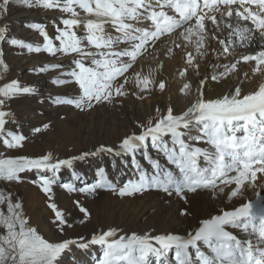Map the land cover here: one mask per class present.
<instances>
[{"label": "snow or ice", "instance_id": "snow-or-ice-1", "mask_svg": "<svg viewBox=\"0 0 264 264\" xmlns=\"http://www.w3.org/2000/svg\"><path fill=\"white\" fill-rule=\"evenodd\" d=\"M23 2L32 6L30 0ZM9 3L10 0H0V18L8 12ZM36 3L70 14V18L61 20L64 27L56 29L58 35L55 40L59 41V45L40 24L30 27L38 30L43 37L42 47H34L15 38L9 42L13 46L27 48L29 52L73 55L75 67L62 73L71 79H58L55 83H74L78 86L79 95L64 99L58 97L56 102L67 103L80 111L127 96V85L130 83H134L139 93L148 91L150 84L155 85L150 78L151 72L142 74L134 71V67L138 58L149 54V49L155 50L164 36L176 33L177 40L173 41L175 48H186L187 44L194 43L197 53L204 55L200 50L205 46L206 20L211 21L217 31L221 22L231 29L227 42L213 34L212 38L223 46V53H229L235 43L233 37L241 46L252 44L254 30L247 22L255 26L264 41V0H36ZM77 9L84 13L83 17ZM232 19L236 20L235 24L230 22ZM105 25H111L119 35L109 33ZM81 27L85 33L82 36L75 30ZM6 32L7 27L0 26V41L6 39ZM193 37L196 39L193 40ZM240 59L245 63L254 61V71L264 73V45L254 54L243 55ZM195 61L193 53L186 52V64L198 69L199 64ZM236 66L235 63L230 67L223 65L228 71H234ZM7 68L0 53V79ZM187 71L185 68L180 76L183 77ZM211 79L217 80V76L213 75ZM204 85L205 80H201L197 99L184 112L175 114L169 106L166 113L155 120L138 123L141 131L126 135L118 146L101 144L94 151L66 159H56L52 153L39 157L0 158V180L18 182L21 173L36 170L41 174L33 183L38 184L51 199L57 175L62 168H71L74 161L98 154L127 155L134 160L138 151L146 153L150 142L153 149L163 154L167 164L174 166V170L162 168L159 160L146 154L154 171L151 174L140 171L137 180H130L118 189L103 174V169L99 170L100 178L93 184L77 188L66 183L63 188L70 193L88 194L106 188L118 191L121 197L155 189L167 195L175 194L186 201L188 193L201 189L223 193L225 187L234 184L229 199L241 196L246 182L250 181V186H254L257 173L264 174V82L248 94L236 87L228 95L216 99L204 97ZM165 87L163 80L158 82L161 91ZM186 90H190L189 83L180 89L181 93L188 94ZM34 92L35 88L22 86L18 80L0 86V144L4 148L22 149L26 139L22 134L6 130L8 119L12 116L4 110L6 101ZM131 94L144 98L135 91ZM40 130L34 129L35 132ZM193 131L198 134L192 135ZM201 142L209 147L197 146ZM76 203L84 217L89 218L88 210L79 201ZM49 207L61 231L62 226L71 227L55 203H50ZM180 214L188 213L185 209ZM229 227L243 231L249 238H238L228 230ZM0 230V264H62V255L73 245L84 250L92 245L101 246L102 255L96 264H151L150 257L156 258V264H168L170 252L173 253L174 264H264V198H259L255 204L244 203L233 210L222 209L219 214L201 221L199 227L186 236L132 233L115 238L116 229L110 228L93 234L86 241L80 237L78 242L77 239L49 241L29 224L22 204L14 202L10 193L0 191ZM253 236L255 242L251 239Z\"/></svg>", "mask_w": 264, "mask_h": 264}, {"label": "rangeland", "instance_id": "rangeland-1", "mask_svg": "<svg viewBox=\"0 0 264 264\" xmlns=\"http://www.w3.org/2000/svg\"><path fill=\"white\" fill-rule=\"evenodd\" d=\"M30 3L32 6L25 4L23 0H10L8 5L9 22L5 20V15L0 18V26H5L6 23L8 27L6 39L0 41V45L3 43L4 50L2 58L8 66L7 72L2 74L3 78L0 79V86L11 80H18L22 86L35 88L34 93L19 95L7 100L4 105V110L12 114L11 118L8 119V123L13 125V127H8L7 123L6 130L22 134L26 138L22 149H7L10 150L9 157H39L52 153L56 159H66L78 156L82 152L94 151L101 144L118 146L126 135L139 133L141 129L138 127V123H146V118L137 113L126 116L123 110L128 104L124 101V97H117L111 103H103L85 111H80L67 103L56 102L58 97L64 99L79 95L78 86L74 83L64 85L55 83L58 79H71L62 75V73L69 72L75 67L73 63L74 56H66L61 53L53 56L44 51L39 53L29 52L27 48L13 46L9 41L15 38L27 44H32L34 47H42L43 37L38 30L30 27L32 24H40L58 46L59 41L55 40V36L58 35L56 29L57 27H64L61 20L70 18V14L62 13L58 9L44 8L38 5L36 0H30ZM77 11L80 12L81 17L84 16L81 10L77 9ZM75 30L78 35L85 34L82 27ZM56 64L62 65V67H51ZM41 68L45 70L40 71ZM127 88L130 94V86L127 85ZM198 90L199 88H194L193 91H188V94H184L182 97L184 99L192 97L196 100ZM129 94L125 96L128 101ZM162 104V101H160L153 107L152 118L156 119L166 113L169 106L173 108L176 114L173 105ZM157 109H159V112ZM44 125H48V127L45 128ZM36 128H40V132H35L34 129ZM5 149L0 144V158H3L2 150ZM146 154L159 160L162 168L174 170L173 165L167 166L163 163V154L153 149L149 142L146 153L143 150L138 151L134 160L127 155L98 154L74 161L71 168L64 167L57 175V183L53 185V192L50 194L51 199L41 191L38 184L33 183L41 174L36 170L22 176V182H25L23 188L16 184L20 183L19 181L4 184L7 182L0 180V191L5 194L10 193L14 202L19 201L22 204L23 214L28 219L29 224L37 228L39 233L49 241L69 240L71 233L72 239L78 240L80 238L78 236L82 233H80V229L74 228L73 230L72 228L76 223L80 224L82 220L84 222L80 226L94 221L98 226L103 227V231L110 228L116 229L115 238H119L121 235H131L132 233L138 235L149 234L151 236L169 233L180 235L166 218L163 217L159 220L150 210L159 199L167 205L173 201L174 195H167L162 190L153 189L123 197L118 194V191L113 192L106 188L97 189L95 193L91 194L65 191V194L61 197H57V194L54 193L56 188H63L66 183H71L79 188L97 182L100 178V169L104 170L103 174L118 189L126 182L139 178L144 162L148 164L147 173L151 174L154 171H152L150 160L146 158ZM126 165L128 167L135 166L137 171L135 177L125 175ZM119 171H121L120 177L114 181L113 173ZM49 175L51 174L49 173ZM257 177L254 186H250V181L246 182L242 190L243 195L229 200V194H227L226 204L222 207L219 206V198L227 192L229 187L234 188V184L225 187L223 193L218 190L214 192L212 189H206L204 190L206 192L204 196L187 197L186 201L180 199L179 213L185 209L188 213L187 215L180 214V218L187 221V223L185 221L182 223L185 230L187 228L188 233L193 232L189 230L192 228V223H200L204 218L209 217L210 212L220 213L222 209L233 210L239 207L240 203L236 202V198H240L241 202L246 203L245 199H248L247 197L251 195L250 192L260 184H264V174L257 173ZM77 201L88 210L90 213L89 218L86 219L84 214L79 211ZM50 203H55L57 208L63 211L71 227L62 226L63 231H61V227H58L57 222H54V213L49 207ZM102 227L99 228L100 231ZM195 229L197 228L193 230ZM232 229L234 228L228 230L232 231ZM236 230L234 233L237 236L238 232L246 235L243 231ZM181 235L186 236L183 233ZM84 238L87 240L85 235ZM251 239L255 242V236ZM78 242L80 241L78 240ZM79 249L76 248L73 253L70 251L66 259L75 263L78 262V264H96V260L102 255L103 251L101 247L96 246L82 254L80 253L81 249ZM90 251H96L94 252L96 253L95 256L94 253L91 256ZM75 255H80L78 261H76ZM172 255L173 253L170 252L168 264H174ZM150 261L151 264H155L156 258L150 257Z\"/></svg>", "mask_w": 264, "mask_h": 264}, {"label": "bare ground", "instance_id": "bare-ground-1", "mask_svg": "<svg viewBox=\"0 0 264 264\" xmlns=\"http://www.w3.org/2000/svg\"><path fill=\"white\" fill-rule=\"evenodd\" d=\"M9 8V7H8ZM223 10V9H222ZM171 14V13H170ZM9 11L5 14V20L9 22ZM217 19L220 20V16L217 13ZM231 23L235 24L236 20L232 19L230 21ZM206 39L204 42V48L200 50V52L204 53V55H200V53H197L196 47L194 43L187 44V47H181V48H175V45L173 41L177 40V34L174 33L171 36H164L161 38V40L157 43L155 50L149 49V54H146L145 56H142L138 58L136 65L134 67V71L142 72V74H148L151 72V79L155 81V85L150 84L149 90L144 93H139V90L136 89L134 83H130V94L127 97L129 101L124 96V101L127 102V106H125L123 113L126 116H130L132 114H139L143 115L144 118H146V122L149 119L155 120L152 118V109L156 106L160 101H162V105H168L171 104L175 107L176 114H180L184 112L194 101L192 97L184 99L182 96L184 95L181 93L180 89L183 87L185 83L190 84V90L193 91L194 88L198 89L200 88V81L205 80V85L203 87L204 91V97L206 99H216L221 98L225 95H228L231 93L236 87H240L242 90V93L248 94L254 90L257 89L258 85L261 82H264V73H259L254 71L255 62L249 61L247 63L243 62L240 58L243 55H251L255 52L259 51L261 46L264 45V41L261 40L259 36V32L255 30V26L251 25L250 22L249 26L253 28L254 30V39L252 41V44L249 46L245 44L244 46H241L240 42L236 40V37H233V41H235L234 45L230 47L229 53H223L222 48L223 46L219 44L217 39H213V34L218 36L220 39H225L227 42L228 39V32L231 31V29H228L225 27L224 23L221 22L219 26V31L216 30V26L212 25L211 21L206 20ZM246 23V22H242ZM5 26L7 27L6 23ZM8 28V27H7ZM106 30L111 33L112 35H119V33H116L111 25H105ZM196 38L193 37V40ZM186 43V42H185ZM121 47H124V45H121ZM172 49V51H168V49ZM3 43L0 45V53L3 54ZM186 52H192L193 55L196 57V61L194 63L199 64V68H195L193 66L186 64ZM239 61V63H237ZM235 63L236 69L234 71H228L226 70L223 65H228L229 67ZM185 68L188 69L186 74L182 77L180 76V72L183 71ZM223 73L224 75L221 76L220 74ZM215 75L217 76V80H212L211 77ZM130 79L132 77L130 76ZM163 80L166 84V87L163 91H161L158 88V82ZM135 91L139 95H143V99L137 98V95H132L131 93ZM197 99V98H196ZM8 127H13L12 124L8 123ZM195 131L192 132V135H196ZM195 143V142H193ZM200 147H209L207 144L201 142L199 145ZM3 151V158L9 157L10 150H2ZM163 163L167 164L166 158H162ZM144 166L142 167L141 171H147L148 164L144 162ZM201 164L203 166L204 162L201 160ZM153 171V169H152ZM178 171V170H177ZM125 175H132V177H135L137 174L135 166H125ZM119 172L113 173V180L116 181L120 177ZM28 174V172L21 173V180L19 181V184L21 188H23L24 183L22 182V176ZM4 184H8L4 183ZM10 184V183H9ZM8 186V185H7ZM230 187L227 190L224 195L222 194V197L219 198V206H225L227 197L226 195L230 192ZM206 189L198 190L195 193H188V198H195L204 196L206 192H204ZM66 189L60 187L56 188L54 190L55 195L57 194V197H61L65 194ZM208 191V190H207ZM250 196H248L247 202H253L254 204L258 202L259 198H264V184H260L258 187H256L253 191L250 192ZM174 199L170 204H166L163 200H157L156 204L150 209L154 216L160 218H166L171 225H173L177 231L179 232L180 236L181 234L187 235L188 229L185 226L182 225V223L186 220L180 218L179 213V200L180 198L177 197L175 194ZM208 196V195H207ZM212 198V197H211ZM229 199V197H228ZM232 199V198H231ZM229 199V200H231ZM236 202H239V207L244 204V202L240 201V198H236ZM219 213V212H218ZM217 212H213L209 214V217L204 218L209 219L212 216H215L218 214ZM91 220V219H90ZM202 220V221H203ZM81 224V223H80ZM79 223H76L75 226L72 228L80 229V234L78 237H84V235L87 237V240L91 238L93 234H100L104 229L102 226H98L96 222L90 221L89 223L85 225L80 226ZM200 223L196 224L195 222L192 223V228L189 230L194 231V228H198ZM100 227H102V230L100 231ZM228 229L231 230V227ZM47 231V230H46ZM236 229H232L231 232H236ZM71 232V231H70ZM69 232V233H70ZM238 238L244 240L248 239L249 237L244 235L243 233L238 232ZM235 234V233H234ZM72 235V233H71ZM70 235L69 240H71L73 237ZM68 239V238H67ZM86 241V240H85ZM99 245H92L88 249H79L75 245L70 247V250H67L63 257H62V264H78V262L74 261H68L66 259L67 254L69 255L70 251L71 253L75 252V249L78 248L80 250V253L84 254V252H88L87 250H91L94 247ZM101 247V246H99ZM102 248V247H101ZM96 251L91 252V256H93V253ZM76 254V253H75ZM96 253H94L95 256ZM88 255V254H87ZM90 256V255H89ZM77 258L76 261H78V258H80V255H75ZM156 264V263H155Z\"/></svg>", "mask_w": 264, "mask_h": 264}]
</instances>
